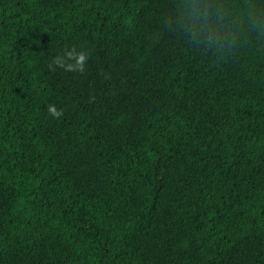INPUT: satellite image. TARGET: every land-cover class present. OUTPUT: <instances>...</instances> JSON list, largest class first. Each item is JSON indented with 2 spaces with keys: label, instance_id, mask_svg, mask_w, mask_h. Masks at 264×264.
Segmentation results:
<instances>
[{
  "label": "trees",
  "instance_id": "1",
  "mask_svg": "<svg viewBox=\"0 0 264 264\" xmlns=\"http://www.w3.org/2000/svg\"><path fill=\"white\" fill-rule=\"evenodd\" d=\"M0 264H264V0H0Z\"/></svg>",
  "mask_w": 264,
  "mask_h": 264
},
{
  "label": "clouds",
  "instance_id": "2",
  "mask_svg": "<svg viewBox=\"0 0 264 264\" xmlns=\"http://www.w3.org/2000/svg\"><path fill=\"white\" fill-rule=\"evenodd\" d=\"M90 59V53L80 50L77 51L75 47L65 52L62 56H56L49 65L51 71L55 72L57 68L68 72L85 73L87 62ZM49 114L54 119H59L63 116V109H58L55 104L47 105Z\"/></svg>",
  "mask_w": 264,
  "mask_h": 264
}]
</instances>
